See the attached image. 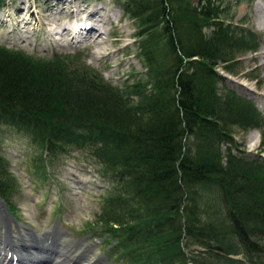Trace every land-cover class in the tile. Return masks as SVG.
I'll use <instances>...</instances> for the list:
<instances>
[{"label": "trees", "instance_id": "trees-1", "mask_svg": "<svg viewBox=\"0 0 264 264\" xmlns=\"http://www.w3.org/2000/svg\"><path fill=\"white\" fill-rule=\"evenodd\" d=\"M115 1L137 24L145 71L119 88L76 54L45 60L0 46V132L25 137L43 173L86 153L110 182L93 227L116 241L120 264H261L264 164L233 153L229 128L259 115L217 86V68L228 73L247 42L254 50L253 36L237 37L221 0ZM5 171L0 155L12 208Z\"/></svg>", "mask_w": 264, "mask_h": 264}, {"label": "rangeland", "instance_id": "rangeland-1", "mask_svg": "<svg viewBox=\"0 0 264 264\" xmlns=\"http://www.w3.org/2000/svg\"><path fill=\"white\" fill-rule=\"evenodd\" d=\"M221 1L227 18L225 22L239 28L237 37L244 42L252 35L250 38L256 44L254 50H249L248 42L235 50L236 58L228 66V73L221 69L223 66L217 68L222 77L217 84L219 91L236 93V97L250 101L259 113L258 123L254 120V126L249 125L247 130L236 124L229 126L236 146L233 153L264 164V105L259 97L264 94V72L257 69L259 62L252 60L264 48V30L256 18L257 10H264V2ZM93 10L100 11L103 16L97 28L105 34L99 35L92 47L60 34L56 36L57 40L49 36L47 26L50 22L55 31L62 26L70 28L76 19L87 17ZM28 19L31 24L26 27ZM137 31V24L123 13L115 0H4L0 6V45L45 60L76 54L80 62L97 72L104 82L119 88L130 83L134 75L145 71L143 60L138 58ZM210 33V30L205 31L206 35ZM70 42L80 45L68 46ZM246 49L249 51L244 52ZM0 155L5 160L7 179L16 186L11 201L20 222L41 232L53 225L59 212V230L76 245L77 251L81 252L79 258H89V263H94L103 257L98 264H119L118 252L111 254L107 240L98 238L101 228L93 231L101 209L102 193L109 183L99 178L98 167L85 156L86 153L71 150L52 167H45L43 173V163L36 148L22 135L3 127ZM18 228L24 230L20 223ZM260 263L264 264V260Z\"/></svg>", "mask_w": 264, "mask_h": 264}, {"label": "bare ground", "instance_id": "bare-ground-1", "mask_svg": "<svg viewBox=\"0 0 264 264\" xmlns=\"http://www.w3.org/2000/svg\"><path fill=\"white\" fill-rule=\"evenodd\" d=\"M261 1L264 2V0ZM257 11H258V15L256 18L264 30V10H257ZM99 12L100 11L98 10H93L91 13L87 15V17H84L79 20L76 19V22L70 28L67 26H62L59 31H55L56 28L53 27L52 22H50V24H48L47 26V30L49 32L48 34L52 39L54 38V40H57L58 38L56 36L60 34L62 37L66 36L71 38V40L76 39L84 46L87 45L88 47H92L93 44L97 43V37L99 35L105 34L103 30L101 31L100 29L97 28V23L100 24L103 21L102 19L103 16L99 14ZM37 23L40 24L38 18H37ZM29 24H31V22L28 19L24 26L29 27ZM44 24L45 23H43V25ZM35 29H36V24L34 30ZM252 60L259 62L260 66H258L257 69L264 72V48L257 56L253 57ZM259 97L262 99L261 103L264 105V94H259ZM24 237L28 243H31L28 234L25 235ZM49 239H51L50 235H49ZM19 240L24 242L22 238H19ZM60 243L61 241H59V243L54 242V246H55L54 249L52 247H49L48 245H45V242L42 241L37 243L39 246L37 248L41 252L42 256H46L48 258L52 257L53 259H55L56 263L58 264H70V261H72L75 257L72 252L66 251L65 249L72 247L70 244L66 245L65 240L62 242V244ZM33 244L34 243L32 242L31 247H29V249L33 247ZM64 245L66 246V248Z\"/></svg>", "mask_w": 264, "mask_h": 264}, {"label": "water", "instance_id": "water-1", "mask_svg": "<svg viewBox=\"0 0 264 264\" xmlns=\"http://www.w3.org/2000/svg\"><path fill=\"white\" fill-rule=\"evenodd\" d=\"M0 203H1V205H4L2 201H1ZM55 228H56V226L53 227V230H54ZM26 231H27L28 234H30L31 236H33V237H35V238H40L41 236H43V235H39V234H37V233L31 231V230L28 229V228H26ZM61 237H62V236H61ZM198 250H199V249H198ZM229 257H230L231 259H234V260L239 259V257H236V256H229Z\"/></svg>", "mask_w": 264, "mask_h": 264}]
</instances>
